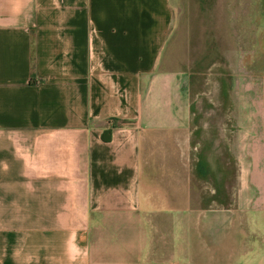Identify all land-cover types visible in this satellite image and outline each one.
<instances>
[{"label": "crops", "instance_id": "1", "mask_svg": "<svg viewBox=\"0 0 264 264\" xmlns=\"http://www.w3.org/2000/svg\"><path fill=\"white\" fill-rule=\"evenodd\" d=\"M0 264H264V0H0Z\"/></svg>", "mask_w": 264, "mask_h": 264}, {"label": "bare ground", "instance_id": "2", "mask_svg": "<svg viewBox=\"0 0 264 264\" xmlns=\"http://www.w3.org/2000/svg\"><path fill=\"white\" fill-rule=\"evenodd\" d=\"M238 190V189H237Z\"/></svg>", "mask_w": 264, "mask_h": 264}]
</instances>
